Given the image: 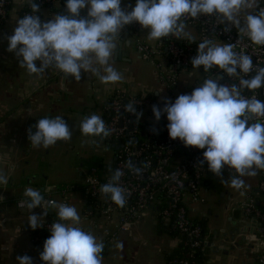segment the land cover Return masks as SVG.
<instances>
[{
  "label": "clouds",
  "instance_id": "9594fccd",
  "mask_svg": "<svg viewBox=\"0 0 264 264\" xmlns=\"http://www.w3.org/2000/svg\"><path fill=\"white\" fill-rule=\"evenodd\" d=\"M122 2L66 0V15L42 20L37 15L38 3L29 0L31 14L16 21L13 34L7 37V50L15 54L19 67L30 76L41 77L49 68H55L76 81L81 80L82 72H92L102 83L115 84L123 79L110 63L117 47L115 41L125 26L134 22L147 30L150 40L172 36L191 41L184 21L215 16L219 23L236 28L252 44L264 46V8H258V0H136L134 7L128 6L131 11L122 8ZM85 9L87 17H82ZM238 43L239 40L236 44H217L206 38L198 44L197 55L191 60L193 68L202 67L204 73L217 69L230 78H238V84H221L223 75L210 76L191 94H181L174 102L164 98L163 108L152 107L156 121L166 114L171 139H179L185 147L204 150L203 161L222 183H228L222 177L223 169L234 170L230 184L237 190L244 186L242 177L256 176L257 170H264V101L243 95L245 90L264 88V67L253 66L252 56L237 53L234 49ZM253 71L255 75H251ZM125 110L137 121L143 115L132 103L125 105ZM34 127L35 132L31 128L27 131L34 148L47 149L72 138V131L61 116L39 119ZM80 131L86 137L102 139L111 134L98 115L83 119ZM128 167L140 172L131 161ZM122 175L116 169L110 181L100 188L119 207L126 204L125 189L119 184ZM8 183V176L0 170V185ZM23 195L26 199L19 206L29 210L28 225L32 230L43 227L46 208L54 210L58 217L49 228L51 235L39 256L43 264H102L104 244L78 226L81 217L75 207L45 200L42 192L32 187L26 188ZM36 208L43 209V214L33 213ZM17 264L34 261L27 255L18 256Z\"/></svg>",
  "mask_w": 264,
  "mask_h": 264
},
{
  "label": "crops",
  "instance_id": "0c3cea01",
  "mask_svg": "<svg viewBox=\"0 0 264 264\" xmlns=\"http://www.w3.org/2000/svg\"><path fill=\"white\" fill-rule=\"evenodd\" d=\"M28 2L29 0H12L7 17L0 21V170L9 178L7 185H0V264H17V257L24 255L32 257L34 264H43L39 259L43 244L34 241L32 229L28 225L30 212L26 207L21 208L17 204L19 200L26 199L23 193L28 187L40 190L44 198L47 196L48 188H55L52 194L57 203L76 208L81 217L78 226L104 244L102 264H165L181 240L159 230L158 236L165 235L166 239L155 241L152 246L153 252L147 247L149 242L145 228L148 225L159 227V218L153 210L144 216L142 222L134 225L132 230L118 233L114 242L108 240L106 230H113L114 225L107 223L100 213L93 211L92 202L83 188L85 168L90 164V158L94 156L90 154V146L96 147L98 138L86 137L80 131L81 122L86 117L98 115L102 118L103 104L115 91H149L159 88L156 64L165 63L163 56H158L156 60L144 59L130 24L125 26L115 41L117 47L110 61L111 66L122 75V81L104 84L92 72H82L81 80L76 81L55 68H49L41 77L30 76L26 69L19 67L15 54L7 50V37L13 34L16 21L22 18L21 10ZM135 3L136 0H123L121 7H127L131 11V7L128 6L134 7ZM40 11L42 20L54 19L56 14H60L51 7H43ZM82 14L83 17H87V9L82 11ZM185 32L191 38L197 37L198 34L196 28L188 25ZM141 37L152 47L159 46L164 39L161 38L160 41L148 39L146 29L142 30ZM139 60L151 66L152 70L149 73L151 82L141 81L139 73L133 71ZM36 63L39 67V62ZM191 82L188 84L193 85L194 81ZM56 116L63 117L72 131V137L77 136L79 139L77 151L80 161L77 165L70 166L68 181L60 185L50 183L48 177L45 181L36 178L37 170L31 167L30 163L31 142L27 136L29 128L33 132L36 131L34 125L37 120ZM104 153L108 154L105 160L112 158L110 152ZM260 173L261 170H258L255 178L251 179L242 177L248 188H257ZM226 176L231 180L224 168L223 179ZM247 179L251 182L249 185ZM63 191L66 192L65 195ZM212 192L218 194V203L223 206L226 221L231 226L223 235L209 224V218L213 216L212 209L203 208L208 202V195ZM236 195H239L237 200ZM201 198L203 201L188 200L192 217L206 222L209 229L208 241L216 244L224 242L221 245L228 251V253L212 251L210 264L256 263V254L251 250L250 238L256 232L258 223L242 213L240 191L237 190L236 194L232 192L227 183H222L221 178L209 170L207 164ZM50 210L48 209V215L44 217L43 223L55 214V211L51 213ZM33 213L42 215L43 209L36 208ZM215 216L217 217V214ZM230 251H233V254L229 253Z\"/></svg>",
  "mask_w": 264,
  "mask_h": 264
},
{
  "label": "built area",
  "instance_id": "2783aa9c",
  "mask_svg": "<svg viewBox=\"0 0 264 264\" xmlns=\"http://www.w3.org/2000/svg\"><path fill=\"white\" fill-rule=\"evenodd\" d=\"M11 2L12 0H0V21L7 17ZM36 2L39 8L45 5L56 6L63 9L64 15L67 14L66 0ZM25 6L27 9L22 12V18L25 14H31L30 3H26ZM258 8H264V0H258ZM37 15L40 16L39 13ZM81 16L83 17L82 13ZM184 23L197 29V37L191 41L186 38L166 37L165 50L162 43L154 47L146 44L141 37L142 27L138 23H132L131 29L142 57L154 60L158 56H163L165 63L156 64L160 87L149 91L117 90L103 104L102 119L111 134L103 139L97 137L96 140L97 146H103L102 151L111 150L112 158L100 164L86 166L83 188L88 199L96 202L98 207L96 209L99 210L101 217L107 223H113L114 229L106 230L110 242L115 241L118 233L132 230L134 225L142 222L144 216L153 210L158 218L172 220L174 228L187 238L186 242L191 248L198 249L208 243L202 239L203 228L201 224L194 222L191 208L186 204L188 200L203 201L201 188L207 164L203 161L204 150L185 147L179 139H171L167 130L166 114L156 121L152 107L158 105L163 108L164 98L174 102L181 94H191L201 80L204 81L210 76L215 78L217 75H223L220 83L225 85L239 83L238 78H230L217 69L204 73L202 67L193 68L191 60L197 55L198 44L204 39H211L217 44H236L239 40L234 50L252 56L253 66L258 67H264V46L252 44L244 34L238 33L236 28L219 23L215 16L188 18ZM226 27L231 30L225 31ZM251 75H255V71ZM192 77L195 78L194 84L190 85L188 83ZM243 95L248 98L256 96L257 99L264 101V88L245 90ZM129 103L136 106L137 113H143L138 121L135 115L125 110V105ZM180 149L181 153L178 152ZM129 161L140 169L138 174L128 167ZM116 169L123 173L119 184L125 189L124 207L112 202L110 195L100 192L101 186L110 181ZM225 169L231 177L234 170L227 167ZM53 191L55 188L52 187L46 190L45 200L57 203ZM239 191L242 196L240 202L242 213L258 223L256 232L250 238L251 250L256 254L254 264H264V170H261L257 188L250 189L244 182ZM63 193L66 194L65 191ZM20 201L17 203L18 206ZM161 203L162 206L159 208ZM53 222L55 220L45 221L43 227L32 231L45 230L47 239L51 235L49 228ZM33 239L37 243L42 241L40 235H33ZM169 263L190 264L188 259L177 257Z\"/></svg>",
  "mask_w": 264,
  "mask_h": 264
},
{
  "label": "rangeland",
  "instance_id": "374dc122",
  "mask_svg": "<svg viewBox=\"0 0 264 264\" xmlns=\"http://www.w3.org/2000/svg\"><path fill=\"white\" fill-rule=\"evenodd\" d=\"M137 65L133 71H137L139 76H141L140 80L144 82H151L152 78L149 76L152 68L150 65L146 64L143 61H137ZM148 72V73H147ZM195 78L192 77L190 81L193 82ZM191 82V83H192ZM204 81H200L196 87H200L203 85ZM104 145V144H103ZM103 146H100L99 150L93 151L92 158H90V164H100V162L104 161L107 157V153H104L102 150ZM79 148V139L77 136H73L70 141H58L54 146H50L45 149L42 146L38 148H34L32 145L29 149H31L30 153V163L31 167H33L36 172V178L40 180H48L50 183L62 184L68 181V176H70L69 168L71 165L75 166L79 163V155L77 149ZM107 152H111V150L107 149ZM258 173V170H257ZM246 178H255V176H245ZM247 179L246 182L249 185L251 182ZM224 180L228 181L227 185L231 188L232 192L237 193V189L231 187L230 180H228L227 176L224 177ZM230 184V185H229ZM239 195H236V200ZM218 194L212 192L208 195V202L203 206V208H211L213 211V216L209 218V224L215 230L220 231L223 235V232L226 230H230V224L226 221V213L222 205L218 202ZM217 214V217L215 216ZM145 230L147 231V241L149 244L148 248L152 249L155 241H161V239H166L165 235L159 237V227L154 225H148ZM165 234V232H164ZM152 236V237H150ZM223 236H221L222 238ZM219 237V239H221ZM154 239V241H153ZM179 239V238H178Z\"/></svg>",
  "mask_w": 264,
  "mask_h": 264
},
{
  "label": "trees",
  "instance_id": "16d2710c",
  "mask_svg": "<svg viewBox=\"0 0 264 264\" xmlns=\"http://www.w3.org/2000/svg\"><path fill=\"white\" fill-rule=\"evenodd\" d=\"M43 7H51L52 9H55L60 14L63 12L62 8H59V7H56V6L45 5ZM43 7H41V8H43ZM26 9H27L26 6H24L22 8L21 17H22V12L24 10H26ZM40 12L41 11L38 12L39 15H40ZM166 43H167V39L164 38L163 42H162L164 50H165ZM178 152L181 153V149ZM260 197H262V196H260ZM92 203H93L92 207L94 209L93 211L95 213H99V210L96 209V208H98L97 205H96V202H92ZM186 204H189V201H186ZM161 206H162V203L159 204V208ZM54 220L55 221L58 220V217L56 216V214H53L46 221H54ZM194 222H196V224H198V223L201 224V226L203 228L202 239H204V241H208V239H209V229L207 227L206 222L204 220H202V219L198 220L197 218L194 219ZM173 224H174V222L172 220H165V219L159 218V230L161 232H165V233L171 234L173 237H177V238H179L181 240V242L176 247L174 252H172V254L170 256H168V259L165 262V264H170L169 261L172 260L175 257H177V258H186V259L189 260L190 264H210L211 259H212V248L210 246H208L207 244L206 245L203 244L202 247H200L198 249L191 248L189 243L186 242L187 238L185 236H183L177 229H175ZM32 234L34 236L40 235L42 237L41 243L44 244V242L46 240V236H47V232L45 230H41L39 232L32 231Z\"/></svg>",
  "mask_w": 264,
  "mask_h": 264
},
{
  "label": "water",
  "instance_id": "95a60500",
  "mask_svg": "<svg viewBox=\"0 0 264 264\" xmlns=\"http://www.w3.org/2000/svg\"><path fill=\"white\" fill-rule=\"evenodd\" d=\"M51 213H54V210H50ZM224 242L220 241V244H216L215 242H210L208 241L207 245L210 246L212 248V251L215 253H220L221 251H223L224 253H228V251L226 250V248H224L223 245H221ZM229 253L233 254V251H230Z\"/></svg>",
  "mask_w": 264,
  "mask_h": 264
},
{
  "label": "flooded vegetation",
  "instance_id": "af4514ba",
  "mask_svg": "<svg viewBox=\"0 0 264 264\" xmlns=\"http://www.w3.org/2000/svg\"><path fill=\"white\" fill-rule=\"evenodd\" d=\"M99 148H100L99 146L98 147L97 146L96 147L90 146V154H93L92 152L96 151V150H99Z\"/></svg>",
  "mask_w": 264,
  "mask_h": 264
}]
</instances>
